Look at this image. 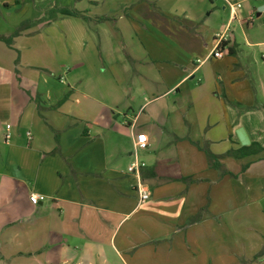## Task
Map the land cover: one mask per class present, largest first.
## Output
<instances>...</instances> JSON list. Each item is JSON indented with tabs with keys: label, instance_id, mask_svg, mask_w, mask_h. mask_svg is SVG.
Returning <instances> with one entry per match:
<instances>
[{
	"label": "crops",
	"instance_id": "1",
	"mask_svg": "<svg viewBox=\"0 0 264 264\" xmlns=\"http://www.w3.org/2000/svg\"><path fill=\"white\" fill-rule=\"evenodd\" d=\"M86 2L84 12L116 2L104 7L113 13L95 15L117 18L112 26H84V40L97 43L103 57L118 38L127 66L114 70L120 78L113 87L106 84L113 89L111 100L88 89L84 97L73 96L75 105L84 98V118L47 111L52 129L61 133L59 147L37 137L27 144L20 140L23 127L31 138L30 128L42 130L44 123L20 86L22 74L13 86L24 104L14 110L12 90H3L12 78L7 66L6 73L1 69V177L11 201L18 200L17 212L7 214L0 228L15 222L26 231L29 223L44 229L37 237L24 232L26 245L3 256L13 258L9 264H251L246 261L256 255L255 261L264 260V253L258 255L264 223L250 221L264 218V4L257 12L246 7L249 0ZM230 4L240 7L233 13ZM217 35L224 36L221 58L210 57ZM126 39L134 43L131 50ZM26 80L31 87L38 81L29 75ZM58 85L43 93L44 107L77 92L66 81ZM139 133L147 137L144 150L135 147ZM255 143L263 149L257 155L227 156ZM208 154L219 157L220 170L210 167ZM139 182L149 194L141 203ZM34 194L50 199L51 207L43 205L45 199L32 205Z\"/></svg>",
	"mask_w": 264,
	"mask_h": 264
},
{
	"label": "rangeland",
	"instance_id": "2",
	"mask_svg": "<svg viewBox=\"0 0 264 264\" xmlns=\"http://www.w3.org/2000/svg\"><path fill=\"white\" fill-rule=\"evenodd\" d=\"M262 4H264V0H249L245 5L246 7L250 5L256 8L258 12V8ZM114 5H116V2H107L104 4V7ZM242 5H244V3H242ZM87 7L86 0H0V38L6 39V41L0 40V80H2L1 69L3 68V73H6V66L8 67V72L6 74L12 78L11 83L4 82L3 90H12L10 92L14 94L13 100L17 102V104L14 105V110L16 107L21 108L25 98L14 92L17 91V89L13 84L14 80L17 82V78L20 77L19 74H22L23 80L20 82V86L26 91V98L27 96L32 97V101L37 105L39 120L44 123V128L42 130L36 125L30 128L33 134L31 138L25 135L28 128L23 127L24 129L20 131V140L24 144L30 143V140L34 137V141L38 138L42 139L41 141L43 143L53 140L59 147L61 133L55 132L52 129L53 125L50 121L53 116L47 111L58 109L62 112L67 111L72 114L73 117L77 116L84 118V98H79L80 105H75L76 97L74 98L73 96L81 97L79 93H82L84 97V89H88L89 92L95 93L97 91H102L106 102L111 100L113 89H109L106 84L113 87V81L116 77L118 78L114 70H117V68L119 69L121 65L127 66V62L125 61L127 58L119 48V46L121 48L123 46L122 43L117 40L118 38L116 39L117 44L113 45L111 43L110 47L107 49L106 56L103 57L99 54L97 43L95 46H92V43H85L84 26H97L96 29L100 27V30H103L108 27L107 25L112 26L111 23H114L115 19H117L114 17L96 18V14H103L106 11L105 14L109 15L113 12L107 11L104 7L101 8V10L100 8L94 9L90 7V12H84ZM63 10L76 13V15H64L61 12ZM262 20H264V15L260 18L261 22ZM125 44L127 50H131L132 45H134L129 39H126ZM118 48L120 49L119 52ZM28 75L32 79H38V81L35 82V87H31L26 80V76ZM47 76L54 81L55 84L48 79L44 81V77ZM119 78L117 79L118 81ZM60 79L63 83L66 81L67 84L71 85L77 92L75 91L71 95L65 93L60 98V101H63L58 106L57 103H54L55 101L52 100L53 106L44 107L45 101L42 98L44 96L43 93H50L52 92L51 90L54 91L56 88L61 89L58 85L59 81H61ZM125 83L128 84L126 85L128 91L129 86H131L130 82L128 80ZM62 87L66 88V85ZM93 95L96 96V94ZM70 96L73 97L71 100L72 104H70L69 101L67 102ZM104 98L98 100H105ZM39 100L42 103H40ZM7 102L8 100L4 98L3 104L7 105ZM152 106L154 107L155 105L153 104ZM162 106L163 103H156V107ZM2 114L1 101V117H3ZM3 138L4 133L0 131V148L5 144ZM3 155H5L4 151L2 158L0 157V223L5 221L7 214L11 216L13 212H17L16 202L18 200L14 199V201H11V194L6 192L3 188V178L1 177V172L3 170ZM236 204L234 196V205ZM43 205L45 207H51V200L46 198ZM251 215H255V210L250 211V216ZM38 221L39 220L35 221V223ZM250 221L261 225V223H264V218L254 216L250 218ZM235 222L238 223L237 220H235ZM5 224L6 223H4V225ZM24 225L25 224H20V226H18V224L12 222L8 227L5 226L3 229L0 228V264H9L12 262V257L5 258L3 256L5 253H14L19 247L21 248L26 245V241H23V237H20L24 235V232L32 230L33 233L29 234L30 237L43 235L44 229L40 225L33 226L29 223V226L32 227L27 231L22 228ZM235 228L237 227L234 225V230ZM4 234L9 235L8 237H4ZM26 235H28V233ZM3 237L4 239H2ZM30 237L26 239H30ZM262 250H264V241L260 250L261 253ZM241 260L244 261L243 259ZM246 262L251 264H264V260L257 262L254 259H250Z\"/></svg>",
	"mask_w": 264,
	"mask_h": 264
},
{
	"label": "built area",
	"instance_id": "3",
	"mask_svg": "<svg viewBox=\"0 0 264 264\" xmlns=\"http://www.w3.org/2000/svg\"><path fill=\"white\" fill-rule=\"evenodd\" d=\"M229 6H230V9L233 13H234V10L236 8L240 7L239 4H230ZM216 38L218 40V43L216 44L214 50L211 52L210 57L221 58L222 57V50L225 48V46H221V43L224 40V36L217 35ZM147 144H148V141H147V137L145 134L139 133L135 136V147L137 149L144 150V149H146ZM132 166L135 168L136 164L134 163V164H132ZM136 191L138 193V200L140 203L145 202L146 200L149 199V194H148L147 190L144 189L143 185L140 182L136 185ZM44 199H45V197L43 195H38V194H34V195H31L29 197V201L32 205H37L40 202H42Z\"/></svg>",
	"mask_w": 264,
	"mask_h": 264
},
{
	"label": "trees",
	"instance_id": "4",
	"mask_svg": "<svg viewBox=\"0 0 264 264\" xmlns=\"http://www.w3.org/2000/svg\"><path fill=\"white\" fill-rule=\"evenodd\" d=\"M64 15H68V16H75L76 13L67 11V10H63L61 11ZM0 40L2 41H6V39L4 38H0ZM221 46H225V42L221 43ZM63 101V100H62ZM62 101H59L57 103V106L60 105V103ZM263 149L258 145V144H251L249 146H243L237 149H232L227 153V156H230L234 159L240 160L243 159L245 157H250V156H254L257 155L258 153L262 152ZM219 157H216L214 155L208 154V161H209V165L212 168H215L217 170L221 169V164L219 163ZM243 169H245V167H243ZM264 253V250H262V253L260 252L258 255H262ZM258 256L256 255L254 257V259H256Z\"/></svg>",
	"mask_w": 264,
	"mask_h": 264
}]
</instances>
